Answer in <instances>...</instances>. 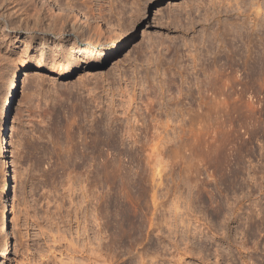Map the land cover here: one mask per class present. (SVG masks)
Listing matches in <instances>:
<instances>
[{
	"label": "rangeland",
	"instance_id": "rangeland-1",
	"mask_svg": "<svg viewBox=\"0 0 264 264\" xmlns=\"http://www.w3.org/2000/svg\"><path fill=\"white\" fill-rule=\"evenodd\" d=\"M62 1L98 25L50 30L38 0H0V110L31 65L0 264H264V0ZM73 22L104 50L88 63L61 33ZM61 56L63 73L35 66ZM94 140L115 174L96 175ZM3 177L0 153V219Z\"/></svg>",
	"mask_w": 264,
	"mask_h": 264
},
{
	"label": "bare ground",
	"instance_id": "bare-ground-1",
	"mask_svg": "<svg viewBox=\"0 0 264 264\" xmlns=\"http://www.w3.org/2000/svg\"><path fill=\"white\" fill-rule=\"evenodd\" d=\"M38 1H39V3H38L39 11L41 10L42 12H44L43 13V14H45L44 18L47 21L49 19L48 22L45 19H44V21L47 22L48 25H46V26H48L49 27L48 29H50V30L53 29L52 26H53V24L56 23L55 21H56L57 17H60V18H63V19H67L70 16L79 15V16H82L84 18V21H86L85 23L88 24V25H90L91 23L98 25V23H99V17L95 16V14L92 12V10H89V8L88 9L87 8L84 9V8H81V7L80 8L79 7H75V9H74L72 6H69L67 3H65L62 0H54L53 4H51V2H50L51 0H38ZM31 4H33V2L30 3V5ZM53 7L57 8L56 12H55V10L53 11ZM35 9H36V6H35ZM76 11H78V12H76ZM260 11H261V4H260V2H257L256 3V7L254 9V14L255 15H259ZM50 30H48V31H50ZM43 32L47 33V30L46 31H42V33ZM61 33L65 34L66 38H69V37L72 38L73 37L74 40H73V44L71 46L72 47V53H70V55L73 56V57L75 56L74 58H76L79 63H88L92 55L95 56L99 52H103L104 51V50H98L97 48H95L96 46L94 44H92L91 46H84L83 48L80 47V45L82 44V41H83V36L85 34V29H84V26H82L81 24H78L77 22H75V23L73 22L72 24H70L69 28L68 27L64 28L61 31ZM43 36H41V38H43ZM76 38H78V39H76ZM19 40H20L19 37H14V41L15 42L19 41ZM77 40H79V41H77ZM78 42H80V43H78ZM70 55H68V56H70ZM41 62H42V60L39 59L35 63V66L38 69H40L41 71L49 72V73H52V72L63 73L66 70L67 64L69 63L67 61V59L65 57H62V56L60 57L59 61H57L56 63H41ZM29 66H31L30 63L19 61L16 69L14 70L9 82L7 83V85L5 87L6 95H5L4 99H3V102H2V105H1V110H0V153H1V157H2V171H3V176H4L3 177V184H2V187H1V207L3 206L1 210L3 211V217H2V219H0V237L3 240L2 241L3 242L2 243L3 247H2L1 253H0L2 257L5 256V253H6V250H7V247H8V243H9V240H8L9 239V236H8L9 224H8L7 216L8 217L10 216L11 210H12L11 198L9 196V187L11 186V183L13 182V179H14L13 163L9 159V154H7V151L9 150L8 146L10 144V134H11L10 130H11V132L13 131V127H12L11 122H10V110H11L10 108H11V104L13 102V99L15 97V90H16L15 80H16V78L18 76V72L21 69L25 70V68L29 67ZM99 133L96 134L97 137L95 136L96 138L99 137L97 139V141L102 140V139H100ZM95 141L96 140H94V142ZM97 141L95 142V145H94V147L96 149L94 148L95 150H92V152L94 153V159L96 160V162H95V164H96V169H95L96 175L98 177H101L104 174L105 175L106 174H111V173L115 174L116 168L114 166L109 165V163L105 160V157L102 155V153H101L102 151H100L99 148H98V146H99L98 144H100L99 147H100V149H102L101 148L102 141H101V143L100 142L98 143ZM96 143H98V144H96ZM80 154H82V155L84 154L83 150H82V152ZM64 156H66V155L64 154ZM74 157H76V156H74ZM80 157H82V156H80ZM77 158H78V156H77ZM84 158H86V157H84ZM97 176H96V178H97ZM98 182H100V180ZM96 198H99V197L97 196ZM115 201H116V199H115ZM115 203H116V206H117L118 203L117 202H115ZM99 208H97V209H99ZM97 209H95V211H98ZM120 210H121V208H120ZM117 211L118 210H116V212ZM98 212H100V211H98ZM98 212H94V213H98ZM127 215H128V213H127ZM132 215L130 214V215L125 217L126 220L130 221V222L127 221L129 224L133 223L132 222L133 221V219H132L133 216ZM97 216H99V215H97ZM95 218H97V217H95ZM99 224H100V222H99ZM97 263H99V262L97 261Z\"/></svg>",
	"mask_w": 264,
	"mask_h": 264
}]
</instances>
